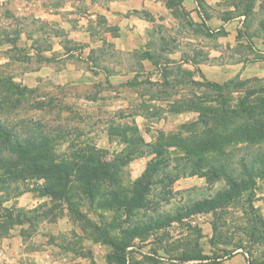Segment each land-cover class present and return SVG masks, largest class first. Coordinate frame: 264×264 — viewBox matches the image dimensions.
I'll return each mask as SVG.
<instances>
[{
	"label": "rangeland",
	"instance_id": "1",
	"mask_svg": "<svg viewBox=\"0 0 264 264\" xmlns=\"http://www.w3.org/2000/svg\"><path fill=\"white\" fill-rule=\"evenodd\" d=\"M5 1L6 10L0 5V11L3 9L2 15L9 22L3 23L0 17V80L13 82L25 94L22 105L14 112L17 114L13 115L41 120L52 129L62 130L56 145V151L60 153L82 145L101 150L107 157L131 153L130 161L122 169V183L129 186L139 181L142 174L148 173V180L152 181L149 197L155 202V206L146 211L136 208L135 219L162 223L158 228L140 233L121 252L119 248L113 249L109 242L119 241L117 231L109 224H117L118 219L124 217L117 209L82 208L87 219L105 227L108 235L102 236L90 224L71 215L65 205L52 206L48 196L26 191L5 201L3 207L28 212L30 220L14 224L9 231V234L19 235L26 242L27 257L33 258V250L50 244L47 249L52 255L45 259L39 256L36 263L185 264L181 257L204 255V251L209 253L212 249L208 254L210 259L220 264H264V239H258L261 230L255 233L256 237L249 238L251 226L248 222V219H252L255 225L258 222L254 212L260 214L257 201L264 200V174L252 176L255 185L246 187L223 207L215 208V213L205 211L180 215L181 206L214 197L226 186L221 176L212 179L204 175L184 174L190 169L183 168L184 159L195 165V161L203 156L215 155L239 166L244 155L253 156L255 149L264 148V137L255 142L242 137L246 126H251L249 111L264 120V79L236 74L229 78L232 82L219 89L209 82L223 83L229 79H220L218 72L212 69L203 74L196 65L201 59L196 53L200 48L190 43L180 58L184 61L174 58V64L167 69L139 75L142 79L155 76L166 84L157 82L152 85L147 79L140 86L128 81L126 86H119L117 82L89 88L56 84L51 78L35 83V71L45 58L39 50L52 46L54 39L49 33H35L46 29V26L36 22L32 12L22 15L17 6L14 8L16 0ZM57 34L64 50H77L66 33ZM235 50L248 54L247 46L242 43ZM252 52L251 58L246 56L245 60L264 59V54L258 49L252 48ZM108 58L117 61L112 54ZM119 58L130 68L124 71L112 68L107 70L108 75L118 81L131 79L136 69L133 66L138 64L137 58ZM247 95L253 97L238 106V102ZM163 100L167 101L164 106ZM177 165L179 168H175ZM175 175L179 177L175 179ZM160 178L163 181L159 185L155 182ZM141 182L145 185L144 180ZM46 207L51 208L52 215H42ZM33 209L39 211L38 215ZM203 229L208 236L211 230L214 232L211 249L206 240L198 244ZM148 237L150 242L145 243ZM239 245L246 253L243 259L233 254ZM167 253L179 261L169 259L167 262ZM13 258L18 259L17 254Z\"/></svg>",
	"mask_w": 264,
	"mask_h": 264
},
{
	"label": "crops",
	"instance_id": "2",
	"mask_svg": "<svg viewBox=\"0 0 264 264\" xmlns=\"http://www.w3.org/2000/svg\"><path fill=\"white\" fill-rule=\"evenodd\" d=\"M235 0H16L21 14H31L36 22L46 26L35 33H49L52 46L39 50L45 58L36 69L34 81L51 78L56 84H74L82 87L113 85L126 86L128 81L143 85L145 81L156 85L155 76L142 79L139 75L148 71L167 69L180 60L187 45L198 47L200 61L196 64L206 75L207 69L217 71L220 79L239 76H257L264 79V59L251 58L252 48L264 54V0H254L248 14L241 13L242 3ZM5 0L0 5L5 6ZM3 23L9 21L2 15ZM16 14L17 12L14 11ZM57 33L77 46V50H64ZM246 45L248 54L235 49ZM192 52V51H191ZM57 54L52 58L53 54ZM114 55L117 61L108 58ZM136 57L138 64L131 79H112L107 70L124 71L130 68L119 57ZM110 59V60H109ZM184 61V60H180ZM171 68V67H170ZM137 74V76H136ZM148 74V73H146ZM92 101V100H91ZM94 101V100H93ZM96 101V100H95ZM167 101H162L164 106ZM167 115V111L164 112ZM190 178V177H189ZM259 212L264 219V200L257 201ZM203 225L200 223V226ZM199 236L198 244L207 241L211 249L213 232ZM39 237H44L38 234ZM35 240L36 237H35ZM34 240V242H35ZM183 240V239H182ZM150 242V238L144 240ZM26 242L19 235L8 234L0 238V264H41V259L52 255L50 244L32 251L28 258ZM234 257L246 255L241 248L235 249ZM209 251V250H208ZM212 253H205L210 258ZM17 254L18 259L13 258ZM179 261L167 253V262ZM181 260V259H180ZM205 259L203 261H207ZM44 261V260H43ZM185 264L200 262L197 259H182Z\"/></svg>",
	"mask_w": 264,
	"mask_h": 264
},
{
	"label": "trees",
	"instance_id": "3",
	"mask_svg": "<svg viewBox=\"0 0 264 264\" xmlns=\"http://www.w3.org/2000/svg\"><path fill=\"white\" fill-rule=\"evenodd\" d=\"M235 1L242 3L241 13L248 14L254 0ZM230 82L231 79L223 83L209 82V84L221 89ZM24 95V91L18 85L8 80H0V236H7L14 224L30 220L27 211L22 213L21 209L3 207L5 201L14 199L26 191L48 196L52 206H57L59 203L65 205L71 215L90 224L102 236L108 235L105 227L87 219L82 208L117 209L120 216L123 214L124 217L118 219L117 224L109 223L110 227L117 231L119 238V241L115 242L108 240L113 249L126 248L140 233L149 232L162 224L155 223V220L151 223V220L135 219L136 208H144L146 211L149 207L153 208L155 202L149 197L151 191L149 185L152 181H149L148 173L142 174L139 181H134L129 186L122 183V169L130 161L131 153L122 152L107 157L103 151L86 145L70 148L64 153L56 151L58 139L63 134L62 130L52 129L41 120L17 118L13 115L17 114L14 112L22 105ZM251 97L253 96L247 95L238 102V106L243 105ZM262 112L264 116V111ZM248 116L251 126H246L242 131V137L255 142L258 138L264 137V120L260 116L256 118L252 110L249 111ZM255 150L253 156L244 155V158L240 159L239 166L215 155L203 156L202 159L195 161V165L189 159H184L183 168H190L184 174L204 175L212 179L221 176L226 186L221 192H216L217 196L205 197L181 206L180 215L205 211L215 213V208L223 207L246 187L255 185L251 177L264 174V148ZM225 154L228 156V153ZM175 168H179L178 165ZM178 177L179 175L174 176L175 179ZM161 179L155 183L160 185L163 181ZM143 180L145 185H142ZM168 201L169 197H167ZM32 211L38 215L39 211L36 209ZM42 215H52L51 208H44ZM254 215L255 221L258 222L255 225L252 219H248L251 226L249 238L256 237L255 233L260 229L261 234L258 239H264V230L261 229H264V221L259 213L254 212ZM212 228L216 230L214 224ZM210 241L214 242V237ZM238 248L242 246L239 245ZM185 258L199 260L200 262L196 264H220L219 261L205 258L203 255L184 256L180 259ZM205 259L209 260L203 261Z\"/></svg>",
	"mask_w": 264,
	"mask_h": 264
}]
</instances>
